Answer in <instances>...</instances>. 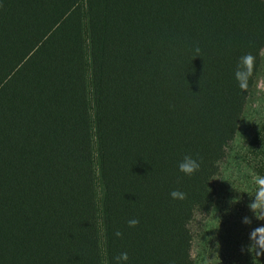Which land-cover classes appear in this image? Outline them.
I'll list each match as a JSON object with an SVG mask.
<instances>
[{"label": "trees", "instance_id": "16d2710c", "mask_svg": "<svg viewBox=\"0 0 264 264\" xmlns=\"http://www.w3.org/2000/svg\"><path fill=\"white\" fill-rule=\"evenodd\" d=\"M263 48L264 0H0V264H202Z\"/></svg>", "mask_w": 264, "mask_h": 264}, {"label": "rangeland", "instance_id": "374dc122", "mask_svg": "<svg viewBox=\"0 0 264 264\" xmlns=\"http://www.w3.org/2000/svg\"><path fill=\"white\" fill-rule=\"evenodd\" d=\"M264 117V48L256 81L245 106L244 118L233 144L234 149L223 163L216 185L217 205L214 214L207 220L206 232L194 245L193 255L202 264H240L233 240L240 234L251 232L259 221L248 208L257 190L253 164L254 157L249 149V138L253 125ZM226 179V180H225ZM235 198L238 202L232 203ZM251 218V224L242 222Z\"/></svg>", "mask_w": 264, "mask_h": 264}, {"label": "clouds", "instance_id": "9594fccd", "mask_svg": "<svg viewBox=\"0 0 264 264\" xmlns=\"http://www.w3.org/2000/svg\"><path fill=\"white\" fill-rule=\"evenodd\" d=\"M196 51H199V48L196 49ZM253 56L251 54H247L244 57H242V63L244 66L247 67L249 72L251 71L252 65H253ZM240 73H237V76L239 77ZM202 164V158H194L191 154H185L183 159L179 162L178 167L179 170L184 173L187 176H192L196 172H198L201 168ZM226 180V179H225ZM258 185V190L255 193V195H250L253 197V199L248 204V208L250 211L254 214L255 218L257 220H264V177H257L255 181ZM171 197L173 199H179L183 200L186 198V193L174 189L170 193ZM239 198H235L232 203L238 202ZM242 222L245 224H251V218L245 216L242 219ZM140 223L139 219L132 218L128 220V226L130 228L136 227ZM117 237H122L123 233L120 230H116L114 233ZM249 245L247 246V251L253 253L251 251L252 248H255V255L261 256L264 255V225L257 226L249 233ZM244 249L242 248V251ZM114 259V264H127V261L129 259L127 252H122Z\"/></svg>", "mask_w": 264, "mask_h": 264}]
</instances>
